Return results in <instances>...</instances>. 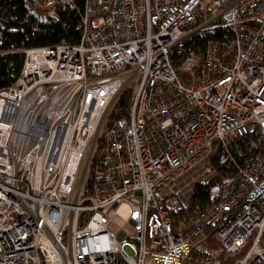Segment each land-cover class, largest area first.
Segmentation results:
<instances>
[{"label":"built area","instance_id":"1","mask_svg":"<svg viewBox=\"0 0 264 264\" xmlns=\"http://www.w3.org/2000/svg\"><path fill=\"white\" fill-rule=\"evenodd\" d=\"M24 53L0 90V264H264V0H84L78 44Z\"/></svg>","mask_w":264,"mask_h":264},{"label":"trees","instance_id":"2","mask_svg":"<svg viewBox=\"0 0 264 264\" xmlns=\"http://www.w3.org/2000/svg\"><path fill=\"white\" fill-rule=\"evenodd\" d=\"M84 0L59 6L55 16L37 8L31 0H0V90L8 89L18 79L25 60L24 50L79 43ZM230 28L214 26L191 34L171 51L173 64H178L189 49L201 47L209 38L229 35ZM2 54V52H6ZM130 95L125 94L113 113L126 112Z\"/></svg>","mask_w":264,"mask_h":264},{"label":"rangeland","instance_id":"3","mask_svg":"<svg viewBox=\"0 0 264 264\" xmlns=\"http://www.w3.org/2000/svg\"><path fill=\"white\" fill-rule=\"evenodd\" d=\"M121 228H123L124 231L130 236L136 235V231L133 228L132 224L121 222L118 219H116L115 222L112 223L109 227V229L115 234H119ZM145 264H154V263L150 260H146Z\"/></svg>","mask_w":264,"mask_h":264}]
</instances>
